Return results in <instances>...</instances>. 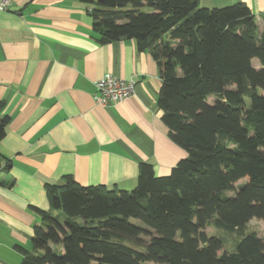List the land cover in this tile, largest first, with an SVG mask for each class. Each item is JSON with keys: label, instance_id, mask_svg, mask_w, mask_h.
<instances>
[{"label": "trees", "instance_id": "trees-1", "mask_svg": "<svg viewBox=\"0 0 264 264\" xmlns=\"http://www.w3.org/2000/svg\"><path fill=\"white\" fill-rule=\"evenodd\" d=\"M78 1L91 7L101 44L134 40L152 54L161 119L188 158L164 177L142 163L131 191L72 177L47 185L50 211L38 210L34 252L21 264H264V239L245 232L264 220V30L249 7ZM10 120L0 101V143ZM209 227L237 234L235 250Z\"/></svg>", "mask_w": 264, "mask_h": 264}, {"label": "crops", "instance_id": "crops-1", "mask_svg": "<svg viewBox=\"0 0 264 264\" xmlns=\"http://www.w3.org/2000/svg\"><path fill=\"white\" fill-rule=\"evenodd\" d=\"M249 7L264 30V0H198L199 8ZM136 82L126 101L102 107L95 83ZM161 79L134 40L101 44L91 7L78 0H9L0 10V101L10 117L0 143V264H21L49 212L47 185L133 190L140 165L170 175L188 153L169 138Z\"/></svg>", "mask_w": 264, "mask_h": 264}, {"label": "built area", "instance_id": "built-area-1", "mask_svg": "<svg viewBox=\"0 0 264 264\" xmlns=\"http://www.w3.org/2000/svg\"><path fill=\"white\" fill-rule=\"evenodd\" d=\"M9 0H0V10H8ZM136 82L107 75L95 83V102L102 107L122 103L135 92Z\"/></svg>", "mask_w": 264, "mask_h": 264}, {"label": "rangeland", "instance_id": "rangeland-1", "mask_svg": "<svg viewBox=\"0 0 264 264\" xmlns=\"http://www.w3.org/2000/svg\"><path fill=\"white\" fill-rule=\"evenodd\" d=\"M253 66L255 68H260V63L258 60H253ZM232 89H235V87H232ZM215 100V97L212 96L211 100L209 102L213 103ZM249 104V100H246ZM245 182V179L241 180L239 183L243 184ZM245 232L247 234H255L259 238L264 239V220L259 219H253L249 224H247L245 228ZM206 233L208 236H220L225 241L223 250L226 252H233L235 250V243L238 240L237 234H227L219 232L218 230L214 229L213 227H209L206 229Z\"/></svg>", "mask_w": 264, "mask_h": 264}, {"label": "water", "instance_id": "water-1", "mask_svg": "<svg viewBox=\"0 0 264 264\" xmlns=\"http://www.w3.org/2000/svg\"><path fill=\"white\" fill-rule=\"evenodd\" d=\"M57 185L58 186H64V182H59Z\"/></svg>", "mask_w": 264, "mask_h": 264}]
</instances>
